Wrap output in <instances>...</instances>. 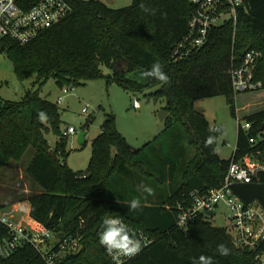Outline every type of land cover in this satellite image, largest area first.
I'll list each match as a JSON object with an SVG mask.
<instances>
[{"label":"trees","instance_id":"obj_1","mask_svg":"<svg viewBox=\"0 0 264 264\" xmlns=\"http://www.w3.org/2000/svg\"><path fill=\"white\" fill-rule=\"evenodd\" d=\"M67 1L72 12L27 44L0 39V54L8 58L16 78L23 82L35 76L37 85L17 101L0 97V173L9 163H20L29 148L34 149L25 173L39 190L31 195L22 192L18 201L28 200L32 217L60 236L82 235L84 253L73 257L82 264H112L98 244L106 218H121L154 237L151 245L125 264H193L201 255L211 257L212 264H262L256 256L264 255V242L258 250L240 249L226 227L213 225L210 218H195L186 232L176 226V219L178 204L187 205L192 192L217 187L232 160L254 154L264 163V108L244 117L251 127L243 130L230 74L247 51H260L263 57L255 76L263 86L246 92L264 91V0L244 2L235 38L232 24L214 27L200 50L177 60L171 56L173 47L186 34L194 12L188 0H131L120 8L101 0ZM16 2L28 10L38 0ZM157 62L169 83L144 75ZM104 68L111 74H105ZM100 78L114 81L132 95L165 98L166 127L143 148L132 150L117 130L115 118L106 115L100 134L92 141L86 170L73 171L57 157L68 155L69 138L61 133L51 146L46 137L49 130L59 131L61 113L56 103L41 96V87L50 79L63 87ZM220 94L226 96L239 125L235 150L228 160L216 153L223 128L211 127L193 107L195 99ZM167 133L175 141L177 160L188 147L195 149L180 186L162 201L156 192L149 195L141 190L142 195H132L138 186H148L140 178L149 174L139 156ZM210 135L215 141L206 146ZM250 138L257 140L256 145L249 143ZM166 164L172 169L171 159ZM234 190L245 203L257 201L264 208V171ZM132 199L141 202L136 211L128 208ZM11 204H0V208ZM5 234L0 225V238ZM221 244L230 250L229 255L218 253Z\"/></svg>","mask_w":264,"mask_h":264},{"label":"built area","instance_id":"obj_2","mask_svg":"<svg viewBox=\"0 0 264 264\" xmlns=\"http://www.w3.org/2000/svg\"><path fill=\"white\" fill-rule=\"evenodd\" d=\"M194 12L188 23L186 34L174 45L172 57L182 59L200 50L208 41L211 30L227 23L233 26L235 38L239 10L246 0H188ZM72 12L67 0H38L28 10L20 8L16 0H0V39L8 38L20 45L27 44L47 28L59 23ZM263 54L249 50L244 54L240 65L231 68L232 87L235 93L255 91L263 83L255 76L258 63ZM67 88L65 89V91ZM140 106L134 99L133 107ZM251 124L244 122L242 129L248 131ZM77 134L75 127L68 126L64 136L70 138ZM256 145L257 140L249 139ZM264 171V163L256 155H246L239 161L232 160L222 182L206 192H192L187 205L178 204L176 226L186 232L195 218H210L215 211L225 207L229 211L227 229L236 247L258 250L264 242V208L257 201L245 203L234 188L251 183L258 172ZM121 219V218H119ZM142 240L139 254L154 242V237L142 228L121 219ZM0 225L6 234L0 238V264H82L73 257L84 253L82 235L60 236L55 230L37 221L31 215L30 203L23 200L0 208ZM100 248L112 264H125L132 258L109 255L99 243ZM257 260L264 264V255L258 253Z\"/></svg>","mask_w":264,"mask_h":264},{"label":"rangeland","instance_id":"obj_3","mask_svg":"<svg viewBox=\"0 0 264 264\" xmlns=\"http://www.w3.org/2000/svg\"><path fill=\"white\" fill-rule=\"evenodd\" d=\"M112 8L128 6L131 0H101ZM105 74H111L104 68ZM35 76L21 82L12 69L7 57L0 54V97L4 100L17 101L27 90H34ZM67 90L65 91V89ZM41 96L56 103L61 113L59 131L49 130L46 137L51 146L59 141L68 126L75 127L77 134L70 137L66 144L68 155L58 154L60 162L66 161L73 171L86 170L92 152V141L101 132V126L107 116L115 118L116 128L126 139L132 150L143 146L160 135L166 127V120H160L159 114L166 106L165 98L146 96L142 93L132 95L114 81L109 83L105 78L86 81L80 85L57 86L53 79L41 87ZM138 99L140 107H133L134 99ZM237 117L244 124L246 115L264 108V91L237 93ZM193 107L204 114L211 127L221 126L223 134L218 138L216 153L221 159L228 160L233 155L238 133V119L231 114L230 105L225 95H215L193 100ZM107 115V116H106ZM168 116V115H167ZM89 120L86 131V144L80 146L77 136L83 125ZM177 128V127H174ZM172 132V131H171ZM172 133L163 135L139 156L144 170L149 176H140L150 188L166 200L182 182V175L187 162L195 155L194 147L177 160L175 141ZM186 147V146H185ZM34 154L29 148L20 163H9L0 173V204L18 203V195L22 192L34 194L39 189L25 173L26 166ZM166 159L173 161L170 169ZM147 177V178H145ZM132 195H142L137 189ZM4 203V204H6ZM11 204V205H12ZM229 211L222 207L215 211L212 223L218 227L228 226ZM228 231V229H227ZM229 232V231H228Z\"/></svg>","mask_w":264,"mask_h":264},{"label":"clouds","instance_id":"obj_4","mask_svg":"<svg viewBox=\"0 0 264 264\" xmlns=\"http://www.w3.org/2000/svg\"><path fill=\"white\" fill-rule=\"evenodd\" d=\"M140 7L144 11H149L143 4ZM146 77L154 78L162 84L169 83V77L162 70L159 62L154 63L151 70L144 73ZM44 114L41 113V117ZM210 132L218 131L217 129H209ZM215 141V137L210 135L206 141V146H211ZM138 191H143L149 195H154V190L147 185L138 186ZM141 207L139 199H132L128 204V208L136 211ZM103 231L99 234V243L106 249L109 255L114 258L128 257L132 258L139 254L142 249V240L136 238V234L130 232L129 228L119 218H106L103 221ZM217 251L220 255H229L230 250L223 244L217 246ZM193 264H212V258L201 255L198 259L193 260Z\"/></svg>","mask_w":264,"mask_h":264},{"label":"water","instance_id":"obj_5","mask_svg":"<svg viewBox=\"0 0 264 264\" xmlns=\"http://www.w3.org/2000/svg\"><path fill=\"white\" fill-rule=\"evenodd\" d=\"M167 115H168V112L166 110H163L159 114V119L163 121L166 118ZM88 122H89V120L86 121V123L83 125L82 130H80V132L78 133L77 141H78V144L80 146L85 144V142H86V131H85V128L87 127ZM50 155H51V157H54V154L52 152H50Z\"/></svg>","mask_w":264,"mask_h":264},{"label":"crops","instance_id":"obj_6","mask_svg":"<svg viewBox=\"0 0 264 264\" xmlns=\"http://www.w3.org/2000/svg\"><path fill=\"white\" fill-rule=\"evenodd\" d=\"M140 107V106H139ZM167 117V116H166ZM87 141V140H86ZM4 203H6V202H3V203H1V204H4Z\"/></svg>","mask_w":264,"mask_h":264}]
</instances>
